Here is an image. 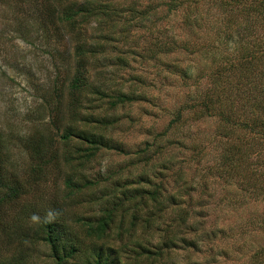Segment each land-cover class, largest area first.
Returning <instances> with one entry per match:
<instances>
[{"label": "rangeland", "instance_id": "rangeland-1", "mask_svg": "<svg viewBox=\"0 0 264 264\" xmlns=\"http://www.w3.org/2000/svg\"><path fill=\"white\" fill-rule=\"evenodd\" d=\"M246 3V0H176L171 11L162 7L165 8L160 10L162 14L151 18L155 24L149 27L148 34L159 32L168 41L175 39L183 51L169 45L173 51L162 54L161 61L154 58L153 51H147L125 66L113 60L103 59L102 65L91 60L92 78L100 67L104 72L103 85L96 84L97 90L113 93L114 88H121V92H129L134 97L111 108L109 98L94 102L95 93L85 90L76 96L68 90L63 79L68 81L72 74L74 35L67 32L65 22L57 19L56 0H0V131L9 138L11 156L18 165L24 164L27 157L23 138L35 131L48 134L54 144V154L64 148L60 135L65 129H70L76 140L83 133L99 137L104 145L92 155L90 162L83 168H75L74 172L81 182L95 181L109 174L111 178L87 188L84 194L87 201H82L75 210L78 216H89L100 206L110 204L113 195L107 191L117 185L116 178L128 176L129 180L136 181L143 177L155 181L161 174L169 175L167 165L171 166L180 170L179 178L168 177L164 184L168 192L164 189L158 200L165 206L171 196L180 201L191 200L190 212L177 229L179 235L197 243L196 250L184 245L175 248V261L181 264H264L260 258L261 263L254 259V251L264 254V231L258 229L259 224H249V217L264 212V194L256 193L257 189H254L257 196L253 195L254 191L250 195L244 193L234 177H223L216 172L222 164L225 141L215 135L217 121L211 116L197 117L189 108L199 99L206 83V78L201 77L207 69L227 57H239L252 46L253 38H257L246 31L252 12ZM95 24L91 20L86 27L88 35ZM118 43L123 49L134 45L132 38L128 43ZM109 54L111 56L112 52ZM116 54L113 51V56ZM177 60L189 65L191 79L171 73L170 65L173 68ZM259 77L264 78V71ZM61 79L65 86L58 97L54 87ZM118 83L122 86L118 87ZM186 104L182 121L175 128L171 119L177 109ZM98 125H102L101 128ZM79 143L85 155L88 145ZM192 144H195L194 149ZM145 146L149 147L146 157L157 147L162 150L154 160L143 163L136 150ZM263 157L262 153L254 154L249 162L253 158L260 162ZM247 165L240 173L249 179L262 178L260 164L256 163L253 171L260 173L257 176L252 170L250 176ZM142 171L145 172L140 176ZM61 182L62 174L56 169L48 183L59 187ZM136 186L152 189L151 184L141 181L129 185L127 191ZM223 194L230 197L232 205L226 204L225 198L221 200ZM40 198L42 200L43 196ZM36 206L34 204L35 209ZM39 207V212L50 213L54 209L48 205ZM180 208L184 209V203ZM171 211V215L178 212L176 208ZM149 238L152 243L158 239L151 235ZM5 253L7 249L0 247V255ZM189 254L192 257L189 258Z\"/></svg>", "mask_w": 264, "mask_h": 264}, {"label": "trees", "instance_id": "trees-1", "mask_svg": "<svg viewBox=\"0 0 264 264\" xmlns=\"http://www.w3.org/2000/svg\"><path fill=\"white\" fill-rule=\"evenodd\" d=\"M246 1V6L252 11L246 31L257 37L253 38V47L249 45L243 54L234 59L227 57L214 62L201 77L206 78V83L199 93V99L193 101L189 108L197 117L211 116L217 121L215 135L225 141L222 164L215 169L216 172L223 177H234L244 193L250 195L254 191V195L256 189V193L264 194V157L260 161L262 163L254 158L249 162L254 154L264 155V78L259 77L264 71V0ZM56 2L57 19L65 22L67 32L74 35L72 74L68 81L67 78L63 80L67 82L68 90L76 93V96L88 90L97 95L94 102L105 97L111 99V108L132 99L134 97L129 92H121V88H114L113 93L97 90L99 84L103 85L101 78L104 72L100 67L92 78L90 61L95 60L102 65L103 59L113 60V63L125 66L147 51H153L154 58L161 61L162 54L173 51L169 45L178 46L175 39L168 41L159 32L148 34L149 27L155 24L151 18L162 14L160 10L165 8L171 11L176 0ZM91 20L96 24L88 35L85 29ZM131 38L134 45H127L124 49L118 47V41L124 44ZM181 46L177 49L183 51ZM113 51L117 53L114 56ZM109 52H112L111 56ZM177 62L173 68L170 65L171 73L191 79L189 65H184L180 60ZM63 80L56 82L54 87L58 97L65 86ZM96 84L99 86L96 87ZM119 86L122 84L118 83ZM186 106L178 108L171 119L175 128L182 121ZM101 126L98 125L99 128ZM60 137L65 142L64 148L54 154V144L47 133L35 131L26 135L22 146L27 158L20 166L8 149L9 138L0 131V247L8 251L6 255H0V264H37L40 260L43 264H181L175 261V248L184 245V248L197 249V243L179 235L177 229L190 212L191 200L180 201L171 196L166 206L158 200L164 189L168 192L164 186L168 177L179 178L180 170L167 165L171 173L158 175L155 181L143 177L134 181L125 176L122 178L126 180L120 182L122 178H116L117 185L107 191V194L113 195L112 202L100 206L89 216H78L75 210L82 201H87V196L84 197L87 188L99 180L110 179L111 174L95 181H79L75 168H83L90 162L94 158L92 155L104 145L103 141L91 133H83L76 140L70 129H65ZM81 141L88 145L85 155V149L78 146ZM191 146L195 148V144ZM148 148L145 146L140 151L136 150L143 163L154 160L162 150L157 147L152 155L146 157ZM243 163L245 165L241 166ZM256 163L261 165L262 178L249 179L240 173V169L248 164L246 168L251 176V170H256ZM56 169L62 174L59 187L48 183ZM221 171L222 174L219 173ZM141 181L151 184L152 189L136 186L132 191H127L129 185ZM49 185L51 188H48ZM40 195L43 196L42 200ZM224 198L226 204L232 205L230 197L223 194L221 200ZM238 201L241 202L242 198ZM88 202L91 201L88 199ZM183 203L184 209H181ZM34 204L43 208L48 205L54 209L50 213L39 212L40 207L36 206L35 209ZM11 206L15 209L11 210ZM173 208L178 210L176 215H171ZM249 218V224H259L258 229L264 231V212ZM150 235L157 236V241L152 243ZM41 246L42 249H39ZM188 256L192 257L190 254ZM259 258L264 261V254L261 255L260 250L254 251V259L261 263Z\"/></svg>", "mask_w": 264, "mask_h": 264}, {"label": "clouds", "instance_id": "clouds-1", "mask_svg": "<svg viewBox=\"0 0 264 264\" xmlns=\"http://www.w3.org/2000/svg\"><path fill=\"white\" fill-rule=\"evenodd\" d=\"M33 219H36L35 217H33Z\"/></svg>", "mask_w": 264, "mask_h": 264}]
</instances>
